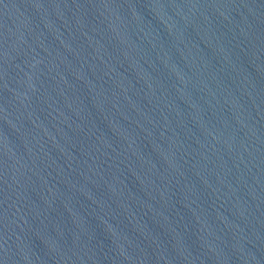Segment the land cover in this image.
I'll use <instances>...</instances> for the list:
<instances>
[{"label": "water", "instance_id": "95a60500", "mask_svg": "<svg viewBox=\"0 0 264 264\" xmlns=\"http://www.w3.org/2000/svg\"><path fill=\"white\" fill-rule=\"evenodd\" d=\"M0 264H264V0H0Z\"/></svg>", "mask_w": 264, "mask_h": 264}]
</instances>
